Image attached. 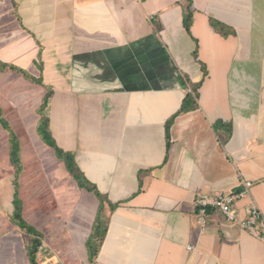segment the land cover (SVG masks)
Wrapping results in <instances>:
<instances>
[{"label": "crops", "instance_id": "0c3cea01", "mask_svg": "<svg viewBox=\"0 0 264 264\" xmlns=\"http://www.w3.org/2000/svg\"><path fill=\"white\" fill-rule=\"evenodd\" d=\"M210 18L231 32L221 34ZM0 61L43 82L25 78L13 86L14 75L0 69L3 117L14 107L19 118L40 119L50 91L43 113L55 142L117 203L93 262L82 248L86 225L70 239L65 231L43 234L30 220L52 219L59 205L65 210L67 200L85 196L76 181L70 193L61 190L68 170L59 162L62 175L45 185L48 201L22 197L33 207L27 222L42 234L38 264H264L263 241L215 210L201 228L193 204L250 181L249 196L233 210L244 219L253 200L264 215V0H0ZM200 81L197 106L177 113ZM35 121L24 124L35 130ZM8 141L1 129L6 160ZM0 172V264H29L25 233L7 228L14 224L4 190L10 179L8 168ZM88 212L82 214L94 222Z\"/></svg>", "mask_w": 264, "mask_h": 264}, {"label": "rangeland", "instance_id": "374dc122", "mask_svg": "<svg viewBox=\"0 0 264 264\" xmlns=\"http://www.w3.org/2000/svg\"><path fill=\"white\" fill-rule=\"evenodd\" d=\"M16 7L17 6H16L15 2H13L11 12H12L14 17L21 18L19 16V14L16 16V14L18 13ZM24 29L27 30L28 33L32 34V32L29 31L28 29H26V28H24ZM22 69L24 71L28 72V70H26L24 68H22ZM7 70L12 75H14L16 82L18 81L13 86H16L17 84H21L23 79H25L23 74L15 72L11 69H7ZM8 71H6L5 74H7ZM31 82L32 81H30V83ZM32 83H34V82H32ZM9 84H10V82L7 83V85H9ZM1 97L2 96H0V98ZM48 100H49V98H48ZM13 101H15V100L13 99ZM47 103H48V101H47ZM47 103L45 106H47ZM21 110H23V109H21ZM6 112H7V117H5V118L8 120L7 122L9 123L10 127L14 130V132L18 136V139H19L20 144H21L20 153H22V155L20 156L21 157V162H20L21 172L18 174V176H16V174H15V166L10 162L9 152H8L7 160H6V157H4L3 155L0 157V160L2 161V162H0V167H1L0 169H3V167L8 168V178L11 181L10 182L7 179L8 182L6 183V187H4V190H6L7 194L12 196V198H11L12 205H11V213L10 214H13V211L15 210L14 199H16V198L21 199V201H20L21 213H22L23 218L28 221V218L33 213V207L31 209L30 208L28 209V206L30 207V205H27V207H26L24 205L22 197L25 196V197H28L30 199L31 197L41 196L38 199L39 202H42V201L44 202L45 200L48 201L49 200L48 197L53 195V194L49 191L50 189L47 192H45V185L47 186L48 182H52L53 180H51V179L58 178L57 176L62 175V172H61L62 170L58 169L56 165H58L59 162H62L64 164V162H63L62 158L59 159L57 157L53 148L48 146L43 141V139L40 137L38 130H37V127H38V125L42 119L41 116H40V119H37L34 117H28V116H26L25 118H19L20 116H22L20 113V109L18 111V114H19V116H18L17 115V109L14 107L11 109H8ZM42 112H44V109H42ZM38 114H39V109H38ZM44 115H45V113H44ZM30 120H32V121L36 120L35 123H37V127L35 128V130L33 127V123H31L30 125L24 124V122L28 123ZM0 126H1L0 131L2 129L5 133L8 132L7 129H5L1 124H0ZM48 127L50 130V124L48 125ZM8 142L10 143V137H9ZM7 145H8V147H10L9 144H7ZM35 149L38 150V154L37 153L33 154V152H31L32 150H35ZM21 150H22V152H21ZM8 160H9V163L7 166ZM35 162H38L39 164H35ZM65 169H63V170L65 171ZM67 173H68V176H67L68 182H65L67 184H65L64 187H62V189L60 187L59 188L64 192L70 193L72 187L74 185H76V183H75V180L73 179V177L71 176V174L69 173V171ZM2 175H4V172H0V178ZM45 180H46V182H44ZM37 184L40 186L39 189L36 188ZM41 186H43L44 188ZM79 188L80 187H78L77 189H79ZM77 189H76V191L78 192ZM80 189H82L83 193H85L84 194L85 196H82L83 194H82V192H80V194H81L80 197L82 200L76 198V199H74L73 203H71L70 201L67 200L66 201L67 202L66 203V209L63 210L62 204L59 205L58 207H61L62 209L60 210V212L58 214H56L54 217H52V219H49L48 216H46V215H44V216L41 215L40 219L37 218V223H35L34 221H31V220H30V222L34 223L35 224L34 226L36 228L41 229L40 231H42V233L45 235H46L45 231H65V233H66L65 237L69 238V239L71 238V236H70L71 231H74V229H76V231H81L83 233L84 232L83 230L85 229V225H86L87 231H88L87 234L89 236L90 232L92 231L93 219L92 220L91 219H85V215L82 214V212H88L91 209V211H93L94 216H97L99 213L109 215L110 205H109L108 201L111 199H110V196H106L107 198L103 199V202H101L100 198L95 194V192L86 190L85 188L84 189L80 188ZM37 190L39 191L38 193H37ZM58 191H60V190H58ZM15 192H16V195H15ZM62 195H64V194H62ZM67 197H69V196H67ZM48 205L46 204L45 207L47 208ZM51 206H53V205H51ZM51 206H50V208L52 209V212H53V208ZM8 209H9V207H8ZM48 209L49 208L46 209V214L48 212ZM80 212H81V215H79V216H81L82 219H78V217H77L78 213H80ZM56 216H58V217L56 218ZM8 217L11 219V217L9 215H8ZM54 218L56 219L55 221L53 220ZM7 228H8V231H13V229H16L17 227H15V225L12 224L9 220ZM25 238H26V235H25ZM86 242H85V245L82 244V248L86 247L87 251H88V247H87ZM99 249H101V248H99ZM42 255H44V254L42 253V251H40L38 253V256H42ZM87 255H88V258L90 260L89 253H87ZM50 258L55 259L54 254ZM38 261H39L38 263H40L39 257H38Z\"/></svg>", "mask_w": 264, "mask_h": 264}, {"label": "trees", "instance_id": "16d2710c", "mask_svg": "<svg viewBox=\"0 0 264 264\" xmlns=\"http://www.w3.org/2000/svg\"><path fill=\"white\" fill-rule=\"evenodd\" d=\"M191 22H192V13L191 10L189 9V6L186 9L185 15H184V27L185 29L190 32L191 29ZM210 24L223 35H226L231 32L229 28H227L223 23L210 18ZM194 57L197 58V49L195 48L194 51ZM38 57L40 58V52ZM40 68L41 64H39ZM0 69L1 70H6V69H11L13 71H16L20 74H23L25 78L28 80L37 83V84H42V79L36 78L33 75L29 74L28 72L24 71L21 68H18L14 65L7 64V63H2L0 61ZM181 85L185 86L186 82L184 79L181 78ZM201 85V81L197 84L192 85V92H188L182 102V105L180 109L178 110L177 113L183 112V111H188L191 109H194L197 106L196 102V97L198 96V88ZM50 96V91L47 92L45 95V99L43 101V104L41 105L39 109V114L41 115L42 119L37 127L38 133L40 137L43 139V141L50 147L53 148L55 154L57 157L60 159L62 158L64 165L66 169L69 171L73 179L76 181L78 187L80 188H85L86 190L93 191L95 194L100 198L101 202H103V199L107 198L106 195L102 194L97 187L92 184L83 174L81 169L78 167L76 164L74 154L69 151H65L61 149L55 142V139L51 135V132L49 130V118L44 115L42 112V109H45V105L48 101V98ZM3 112L0 107V124L7 129L9 132V137H10V149H9V159L10 162L15 166V174L18 176V174L21 172V155H20V141L14 132V130L10 127L9 123L7 120L3 117ZM174 117V116H173ZM173 117L167 120V126L172 122ZM221 125L220 121H217L215 123V127L218 128ZM231 130L229 127V134ZM16 195V192H15ZM21 199H14V208L15 210L13 211V214L11 216L12 222L16 225L18 229L23 231L26 235V241H25V248L29 260V264H38L37 262V252L39 250V247L42 244V234L27 220H25L22 216L21 213ZM110 205V210H114L117 206V203H112L110 200L108 201ZM109 221V215L99 213L92 225V231L87 239V247H88V252L90 256L91 262H93L98 254L100 245L105 237L106 231H107V224Z\"/></svg>", "mask_w": 264, "mask_h": 264}, {"label": "built area", "instance_id": "2783aa9c", "mask_svg": "<svg viewBox=\"0 0 264 264\" xmlns=\"http://www.w3.org/2000/svg\"><path fill=\"white\" fill-rule=\"evenodd\" d=\"M250 181L243 183V188L238 191H229L217 193L214 195H199L194 199V206L198 213L197 222L201 228L205 225V216L208 211L215 210L219 212L227 221L239 225L248 231L254 238L264 242V215L259 206L251 200L245 207L246 218L240 219L233 210V204L241 198L249 196ZM200 228V229H201ZM194 247L188 245L187 249Z\"/></svg>", "mask_w": 264, "mask_h": 264}]
</instances>
